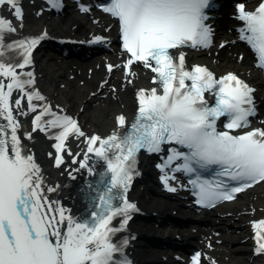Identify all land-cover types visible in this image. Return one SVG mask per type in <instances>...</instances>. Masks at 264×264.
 Returning a JSON list of instances; mask_svg holds the SVG:
<instances>
[{
  "label": "snow or ice",
  "instance_id": "6c2138e0",
  "mask_svg": "<svg viewBox=\"0 0 264 264\" xmlns=\"http://www.w3.org/2000/svg\"><path fill=\"white\" fill-rule=\"evenodd\" d=\"M46 2L58 8L62 0ZM211 2L110 0L102 5L105 13L119 20L122 48L130 54L123 65L128 83L135 75L132 65L140 62L157 74L153 82L159 84L162 94L156 88L140 90L135 122L106 139L98 135L87 138V151L106 161L111 172L110 182L99 196V207L90 219L73 217L48 200L46 193L55 188L43 186L41 167L17 135L20 123L13 115V107L18 115L27 116L29 113L21 105L25 97L31 113L37 112L33 101H46L35 87L31 70L33 52L46 39V33L36 38L13 39L17 26L0 14V121L7 122H0V264H131L125 254L128 240L116 241L114 237L126 229L132 213L137 211L126 193L137 174L141 150L160 154L164 145H173L157 165L162 182L167 191L176 192L177 188L169 183L175 173H195L196 178L190 183L203 207L232 201L237 193L264 182V128L232 134L250 128L249 118L256 114L255 90L236 74L217 79L206 67L188 70L184 52H170L211 46L213 30L206 14ZM80 8L85 13L91 11L89 6ZM0 9L10 12L22 26L20 0H0ZM237 19L244 22L239 29L240 39L258 54L259 66L264 68V0L254 12L246 11L245 4L239 3ZM94 42L107 40L96 36ZM6 49L16 55L6 57ZM119 67L108 65V71ZM14 91L20 95L13 105ZM205 93L215 97L214 106L205 100ZM221 117L227 118L226 131L217 128ZM33 123V131L38 129L56 141V167L63 163L65 151L71 155L70 148H66L68 138L85 136L74 118L58 115L47 102ZM117 123L123 128L125 117H117ZM27 138L31 139L30 133ZM86 166L87 163L81 165ZM197 168L212 173V178L202 179ZM117 217L120 222L113 226ZM254 227L264 228V221ZM256 251L264 253V238L260 235ZM192 264H201L199 252L193 256Z\"/></svg>",
  "mask_w": 264,
  "mask_h": 264
},
{
  "label": "bare ground",
  "instance_id": "6f19581e",
  "mask_svg": "<svg viewBox=\"0 0 264 264\" xmlns=\"http://www.w3.org/2000/svg\"><path fill=\"white\" fill-rule=\"evenodd\" d=\"M29 1L24 0V4L28 5ZM0 14L12 19L19 33L34 31L40 32V35L46 33V35L50 34L72 40H87L96 36L105 37L111 43V48L115 53L111 61L82 71H76L54 62L46 66L35 60L31 68L35 74V87L46 98V101H33L37 105V112L31 113L25 97L21 101V105L24 111L29 113L27 116L18 115L17 110L13 107V115L17 117L20 123L18 132L22 141L28 152L33 155L36 163L41 167V174L44 178L43 186L55 188V191L46 193L48 200L62 206L67 214L75 217L76 212L82 208V204L70 196V182L86 171L81 165H84L85 162L87 138L97 134L108 135L113 129L120 128L117 123V117L120 115L126 119L125 127L128 126L137 116L136 96L138 92L157 84L153 82L156 78L155 73L150 68L144 67L143 64L134 63L132 70L135 75L131 77L132 82L128 83L129 77L126 76L123 68L128 57L124 55L118 43L120 31L113 20L100 18V20L94 19L89 22L84 17H76L62 22H54L47 20L45 11L38 7L34 13L38 17V22L31 21V16L27 11V15L23 17L22 26H20V21L16 20L10 12L1 9ZM231 40L234 39H218L213 49L208 52L190 54L188 60L194 64L209 65L221 75H226L231 71L240 73L257 84L259 97L264 100V82L254 69L253 62L241 48H238V45L230 44ZM225 41H227V46L220 49ZM108 65H120V67L109 72ZM19 95L18 92L14 91L11 98L13 105ZM45 102L62 112L74 114L83 125L82 131L85 133L84 137H70L68 139L66 148H70L71 155L65 151L63 163L59 167L54 165L56 156L54 144L56 141L49 139L45 133L38 129L33 131L34 117L40 114ZM29 133L31 139L27 138ZM49 153L52 155L50 156ZM148 185L149 190L156 192V194L153 192L155 194L153 201L146 202L143 195L134 196L139 200V205L142 208L163 218H169L173 214L184 219L200 218L203 224L193 223L187 228H182L175 225L174 221H170L168 226H162L159 230L156 227L150 230L132 227L134 233L140 232L143 235L164 234L169 237L181 235L202 249L206 264H212L213 261L214 264H258L257 260L255 263H250L248 248L245 244L241 247L242 252L234 255L230 239L224 229L228 224L235 221V216L230 212L238 213L239 219H242L243 223L264 215V184L241 197L239 210L224 209L222 214L216 215L217 212H213L204 217L195 214L189 208L188 199L183 198V195L177 197L178 200H171L167 198L165 192L162 193L157 182L151 181ZM149 225L155 226L153 223H149ZM140 251L136 255L137 258H140L143 249Z\"/></svg>",
  "mask_w": 264,
  "mask_h": 264
},
{
  "label": "rangeland",
  "instance_id": "374dc122",
  "mask_svg": "<svg viewBox=\"0 0 264 264\" xmlns=\"http://www.w3.org/2000/svg\"><path fill=\"white\" fill-rule=\"evenodd\" d=\"M95 112H96V111H95ZM95 112H94V113H95ZM146 200H147V199H146Z\"/></svg>",
  "mask_w": 264,
  "mask_h": 264
}]
</instances>
